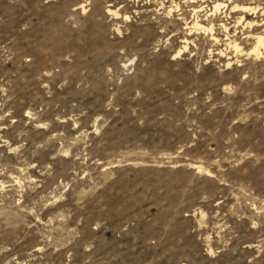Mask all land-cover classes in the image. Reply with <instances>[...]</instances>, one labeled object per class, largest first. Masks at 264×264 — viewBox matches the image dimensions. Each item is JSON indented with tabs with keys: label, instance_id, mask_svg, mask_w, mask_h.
Wrapping results in <instances>:
<instances>
[{
	"label": "rangeland",
	"instance_id": "obj_1",
	"mask_svg": "<svg viewBox=\"0 0 264 264\" xmlns=\"http://www.w3.org/2000/svg\"><path fill=\"white\" fill-rule=\"evenodd\" d=\"M263 10L0 0V264H264Z\"/></svg>",
	"mask_w": 264,
	"mask_h": 264
},
{
	"label": "bare ground",
	"instance_id": "obj_2",
	"mask_svg": "<svg viewBox=\"0 0 264 264\" xmlns=\"http://www.w3.org/2000/svg\"><path fill=\"white\" fill-rule=\"evenodd\" d=\"M221 3H216L213 7H214V12H216L217 10H219L220 9V7H221ZM256 7L257 6H251L250 4L249 5H240V4H238V3H236V4H234L233 5V8H239V9H241V10H243V11H248V10H254V9H256ZM109 10H111V9H109ZM212 11V10H211ZM240 11V10H239ZM198 12V11H197ZM263 13H264V10H263ZM241 14H239V16H240ZM235 16H236V14H235ZM247 18V17H246ZM247 20V19H246ZM242 21H244V17L243 16H240V18L237 20V22H239V23H241ZM210 23H212V22H210ZM236 23V22H235ZM246 24L247 25H252L253 24V22L252 21H247L246 22ZM195 26H199V27H201V28H203V29H205V30H208V31H212V27L213 26H210V27H205V26H202L198 21H196L195 22V24H194ZM193 25V26H194ZM236 25V24H235ZM257 25V24H256ZM222 26H224L225 27V29L227 30L228 28H227V26L225 25V24H222ZM230 31H228L227 33H226V35H227V37L229 38V40H228V44L229 45H231L236 51H241L242 50V48H241V46H240V44L238 43V42H236L237 40H235V39H231L232 37H229V33ZM247 34V33H246ZM249 34V33H248ZM251 34V33H250ZM245 35V34H244ZM253 36V38H254V46L252 47V49H251V52L252 53H254L257 57H260L261 55H263L264 54V31L263 32H260V33H256V34H253L252 35ZM212 37H213V39L215 40V41H218V37L215 35L214 36V34L212 35ZM187 47V44L185 45V48ZM184 48V49H185ZM262 49H263V51H262ZM181 52V49H179L178 51H177V53L179 54ZM220 52V51H219ZM232 61L231 60H228V61H226V63L227 64H230ZM226 64V65H227ZM201 168V167H200Z\"/></svg>",
	"mask_w": 264,
	"mask_h": 264
}]
</instances>
